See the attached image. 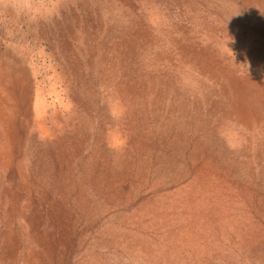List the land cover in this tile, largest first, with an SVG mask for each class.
Instances as JSON below:
<instances>
[{
    "label": "rangeland",
    "instance_id": "rangeland-1",
    "mask_svg": "<svg viewBox=\"0 0 264 264\" xmlns=\"http://www.w3.org/2000/svg\"><path fill=\"white\" fill-rule=\"evenodd\" d=\"M0 264H264V0L0 6Z\"/></svg>",
    "mask_w": 264,
    "mask_h": 264
},
{
    "label": "clouds",
    "instance_id": "clouds-1",
    "mask_svg": "<svg viewBox=\"0 0 264 264\" xmlns=\"http://www.w3.org/2000/svg\"><path fill=\"white\" fill-rule=\"evenodd\" d=\"M31 4V0H0V6H8L19 12L26 11Z\"/></svg>",
    "mask_w": 264,
    "mask_h": 264
}]
</instances>
